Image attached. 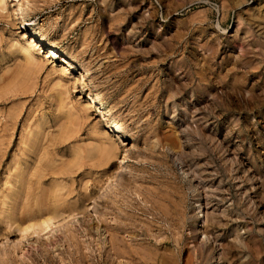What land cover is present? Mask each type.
Returning a JSON list of instances; mask_svg holds the SVG:
<instances>
[{
	"label": "rangeland",
	"instance_id": "rangeland-1",
	"mask_svg": "<svg viewBox=\"0 0 264 264\" xmlns=\"http://www.w3.org/2000/svg\"><path fill=\"white\" fill-rule=\"evenodd\" d=\"M0 235V264H264V0H0Z\"/></svg>",
	"mask_w": 264,
	"mask_h": 264
},
{
	"label": "bare ground",
	"instance_id": "bare-ground-1",
	"mask_svg": "<svg viewBox=\"0 0 264 264\" xmlns=\"http://www.w3.org/2000/svg\"><path fill=\"white\" fill-rule=\"evenodd\" d=\"M48 51H49V57L50 58H54V57H61V55H59V52L58 51H56L54 48H51V47H49L48 48ZM26 52V56H27V59H28V61L29 62H34V60L35 59H33V56H32V54L27 50V51H25ZM62 60L64 61V62H66V64H68L70 67L72 66V63L69 61V60H67V59H65V58H62ZM31 64H33V63H31ZM90 206L91 205H87V210H89L90 209ZM75 220V216H65V217H61V218H59V219H52V218H48V219H44L43 221H41L40 223H38L37 225H34V226H26V227H24V228H18L17 227V229L19 230V231H21L20 233H22L23 235L24 234H27L28 232H31V233H43V232H47V231H52V229H54V228H56V227H58V226H60V225H71V223L73 222ZM218 222H219V220H218ZM143 223V222H142ZM219 224V223H218ZM207 232V231H206ZM0 237H1V235H0ZM21 237V236H20ZM242 237V236H241ZM17 240H19V241H22L23 240V238H18L17 237ZM256 243V242H255ZM239 244V243H238ZM248 244H250V243H248ZM235 249V248H234ZM237 250V249H236ZM122 259V258H121ZM157 261V260H156ZM162 261V260H161ZM160 261V262H161ZM167 261V260H166ZM166 263V262H165ZM164 263V264H165Z\"/></svg>",
	"mask_w": 264,
	"mask_h": 264
}]
</instances>
